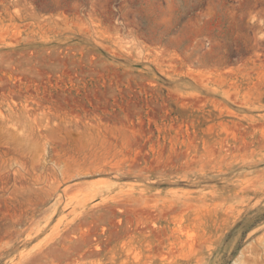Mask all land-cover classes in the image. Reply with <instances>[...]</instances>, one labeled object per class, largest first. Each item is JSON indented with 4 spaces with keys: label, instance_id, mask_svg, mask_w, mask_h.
<instances>
[{
    "label": "rangeland",
    "instance_id": "obj_1",
    "mask_svg": "<svg viewBox=\"0 0 264 264\" xmlns=\"http://www.w3.org/2000/svg\"><path fill=\"white\" fill-rule=\"evenodd\" d=\"M0 264H264V0H0Z\"/></svg>",
    "mask_w": 264,
    "mask_h": 264
}]
</instances>
